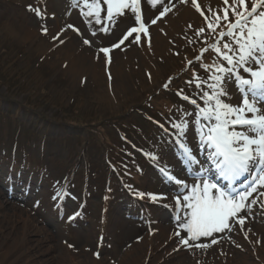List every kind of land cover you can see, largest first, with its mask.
<instances>
[{"label": "rangeland", "instance_id": "374dc122", "mask_svg": "<svg viewBox=\"0 0 264 264\" xmlns=\"http://www.w3.org/2000/svg\"><path fill=\"white\" fill-rule=\"evenodd\" d=\"M173 2L163 22L147 25L149 37L142 35L140 44L126 41L106 61L99 49L134 25L130 12L105 22L104 32L81 15L82 0H0V264H264V201L245 211L243 229L215 234V244L212 238L190 241L207 248L185 246L175 235L174 197L181 189L153 165L187 177L189 185L196 181L184 170L175 136L165 135L157 122L170 127L169 121L180 118L177 109L195 110L177 91L195 92L185 83L192 72H182L184 57L192 60L207 45L188 43L204 19L180 0ZM199 2L206 14L209 7L224 6L222 0ZM143 6L147 10V0ZM146 10L145 21L157 15ZM26 32L33 35L29 41L22 39ZM57 34L60 40L53 39ZM68 44H75L74 56L88 49L101 71L73 76L64 59ZM213 58L209 51L203 63ZM226 86L225 101L241 103L234 85ZM183 139L203 161L192 124ZM124 173L132 176L131 184L121 181ZM140 192L167 199L153 202ZM161 227L168 232L148 246ZM13 244L22 246L18 257Z\"/></svg>", "mask_w": 264, "mask_h": 264}, {"label": "snow or ice", "instance_id": "6c2138e0", "mask_svg": "<svg viewBox=\"0 0 264 264\" xmlns=\"http://www.w3.org/2000/svg\"><path fill=\"white\" fill-rule=\"evenodd\" d=\"M82 2L81 15L91 18L88 23L94 20L95 24L101 25L104 32L108 31L104 27L105 22H112L114 17L129 12L134 17V25L115 44L99 49L106 61H110V52L126 41L140 44L142 35L149 37L147 25L163 22L175 7L173 0H147L157 15L145 21L141 0ZM222 2V9L212 11L209 7L206 14L199 0H180L205 21L204 27L194 30V38L188 43L207 46L200 48L192 60L184 57L186 65L182 69V72H192V77L185 83L190 87L194 85L195 92L190 96L183 89L177 91V95L193 105L195 110L177 109L181 113L180 118L169 121L170 127L157 122L165 135L175 136L184 170L196 181L189 185L187 177L180 178L169 170H160L169 182L181 189V194L174 197L175 220L179 229L175 235L180 238L181 244L196 248H207L208 245H190V241L212 238L211 243L215 244L218 242L215 234L231 232L236 226L243 229L245 211L264 201V0ZM35 11L40 15L39 9ZM230 15L233 19L229 18ZM68 28L79 33L74 25H68ZM43 31L46 34L47 28ZM92 34L95 35V32ZM53 39L60 40V34ZM209 39L213 40L210 44ZM147 42L150 47V38ZM83 43L91 44L86 38ZM209 51L214 53V58L211 63H203ZM200 71L206 75L201 76ZM173 79L170 77L163 87L168 89ZM229 83L240 93L241 103L234 105L225 101L229 95L226 86ZM189 124L195 128L203 161L193 154L183 139ZM254 193L257 195L253 196ZM145 196L153 202L167 199L162 194L139 193L140 198Z\"/></svg>", "mask_w": 264, "mask_h": 264}, {"label": "bare ground", "instance_id": "6f19581e", "mask_svg": "<svg viewBox=\"0 0 264 264\" xmlns=\"http://www.w3.org/2000/svg\"><path fill=\"white\" fill-rule=\"evenodd\" d=\"M141 10L144 13L146 7L143 6ZM152 10L153 9L150 7V5H148L146 11H152ZM182 10L185 11L184 8H182ZM66 26L68 27V25ZM32 37L33 35L27 32L23 33L22 35V39H25V41H29ZM74 45L75 44H68L64 52V59L67 60L68 62L70 61L67 70L78 79L81 77V75H84L85 73H88L89 75L99 73L101 69L99 68L98 64L95 63L94 56L90 55L89 53L90 51L86 49L84 50L83 54H78L77 56H74L76 54L75 51L77 50L75 49L76 47ZM76 46L78 45L76 44ZM167 232H168L167 229H163L162 227L158 228L156 232L153 234V236L149 238V241H147L148 246L151 244H156L155 242L157 241V239L163 238ZM16 248H17V244H13L11 251L15 256L18 257L19 254L21 255L22 246H20L19 249ZM64 257L68 259L70 262L72 261V256L69 255L67 251H65Z\"/></svg>", "mask_w": 264, "mask_h": 264}]
</instances>
